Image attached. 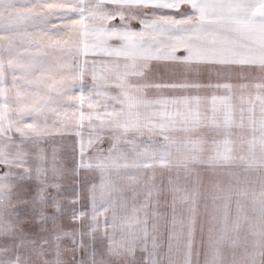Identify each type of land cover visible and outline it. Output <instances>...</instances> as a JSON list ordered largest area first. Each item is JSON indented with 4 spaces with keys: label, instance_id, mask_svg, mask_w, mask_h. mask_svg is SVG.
<instances>
[{
    "label": "snow or ice",
    "instance_id": "6c2138e0",
    "mask_svg": "<svg viewBox=\"0 0 264 264\" xmlns=\"http://www.w3.org/2000/svg\"><path fill=\"white\" fill-rule=\"evenodd\" d=\"M117 19L118 24L112 23ZM20 21L38 24V47L60 51L66 63L60 81L53 82L36 77L43 64L25 66L18 56L13 58L11 49L7 64L0 58V168L7 169L0 172V264H264V177L259 197L253 196L248 204L243 199L246 193H233L215 183L206 188L199 173L191 176L196 165L217 168L234 163L237 129L251 133L249 150L259 144L264 168V0H0V32L13 30ZM133 21L141 25L139 30L131 27ZM160 62L238 67L245 79L251 70L260 81L253 85L260 103L259 119L254 107L248 109L247 117L241 108L237 118L229 96H213L211 107L198 96L150 98V89L202 87L149 79L152 66ZM85 74L91 76L90 85L83 82ZM207 87L232 90L229 84ZM74 88L79 89V98ZM66 107L79 108V115L69 117L63 111ZM85 126L92 129L89 145L107 134L110 147L106 155L85 163L81 144L79 167L98 170L101 182L92 185L89 204L83 206L90 205L88 232H68L59 226L58 195L48 192L59 189L56 181L65 171L57 166L54 148L51 168L44 167L42 141L56 129L75 130L79 136ZM145 136L148 142L141 139ZM173 150L180 154L175 163ZM141 157L178 171L167 184L157 185L154 177L145 181L143 202L133 207L127 226L119 225L117 239L111 198L117 190L114 175L119 177L121 169L153 166L138 163ZM32 179L37 181L35 195L27 198L23 185L15 190L17 182ZM161 205L166 213L159 211ZM88 215L79 213V217ZM102 215L107 247L98 251L86 246L83 237L87 234L94 244ZM79 217L73 210L72 218ZM243 223L252 224L250 246L241 243ZM32 225H39V230L33 232ZM165 233L167 250L163 251ZM65 239L71 242L70 248L63 245ZM138 250L146 253L142 262L136 260ZM66 251L73 253L71 261L64 259ZM81 251L86 258L76 259L75 253Z\"/></svg>",
    "mask_w": 264,
    "mask_h": 264
},
{
    "label": "rangeland",
    "instance_id": "374dc122",
    "mask_svg": "<svg viewBox=\"0 0 264 264\" xmlns=\"http://www.w3.org/2000/svg\"><path fill=\"white\" fill-rule=\"evenodd\" d=\"M112 23H119V19L112 21ZM133 29L139 30L141 25L137 21H133L131 24ZM41 37V28L38 24H33L31 21H20L16 27L11 31L0 32V58H3L5 64L9 59L8 49L12 50L13 58L19 57L20 61L29 65L32 62L36 64H43L44 69L36 72V77L47 79L50 78L53 82H59L61 77L60 72L65 70V59L64 55L55 49L38 47ZM46 43V42H45ZM182 53H178L180 55ZM83 59V58H81ZM19 76L20 73L18 72ZM7 79L10 82L12 78L11 71L6 73ZM149 79H154L156 82L164 83H197L202 85L199 89H150L148 95L150 98L156 96H163L166 98L178 97V96H198L204 100L209 107H211L212 97L217 98L229 96V103L234 106L235 114L239 118L240 109L245 110V117L249 115L248 109L255 108V116L259 119L260 116V103L256 99L257 89L253 87L254 84L260 81L255 78V74L248 70L247 78H242L241 70L238 67H225L221 65L212 64H199L187 67L184 65H175L167 62H160L152 66V73ZM83 82L86 85L91 84V76L85 74ZM229 84L232 85L231 92L226 91L223 87L217 89L214 87H207L208 84ZM241 84H247L248 87L242 89ZM44 89H41L43 93ZM73 93L77 98L81 95L78 88H74ZM15 94L13 90L12 95ZM54 94V93H53ZM86 95V93H85ZM39 97H33L29 100L32 102L34 99ZM243 98V99H241ZM63 111L68 113L71 117L73 113L79 115V108H64ZM83 111L87 115L89 111L87 104L83 106ZM102 111V109H101ZM31 122L30 120L28 121ZM49 126L52 121H48ZM87 125V120H85ZM237 136L233 137L236 140L234 163L229 166L210 168L207 165H196L191 172L192 178H195L199 173L200 178L206 188H210L211 184L215 183L220 188L225 190H231L233 193L240 192L246 193L247 196L243 199L246 203L251 204L253 196L259 197L262 187V177H264V168L260 167L261 161V150L257 143L253 150H249L248 141L251 140V133L246 129H237ZM81 135H77L75 130H61L56 129L52 131V134L42 141V145L45 148L46 160L44 167L50 169L52 162V150L56 149V163L58 167H61L65 171L63 178L58 179L56 183L60 185L59 189L49 188L48 192L52 195H58L60 205L62 208V214L59 220V226L64 231L72 232L74 230L88 232L87 225L90 222V205L88 208H84L85 204H89L88 196L89 190L92 185H99L101 182V174L94 168H82L79 167L81 162V144L84 145V162L88 163L92 161V158L106 155L107 150L110 147V139L107 134L99 141H94L91 145L88 143L89 134L92 129L87 126L80 129ZM259 134L257 133V136ZM143 141L148 142V137H142ZM156 140H162V137H156ZM241 140L244 141L241 144ZM26 147L29 145L26 144ZM126 150L128 145H122ZM134 154L129 153V156ZM179 153L173 150L172 159L175 163L176 159L179 158ZM244 157V159H240ZM131 159L129 163H131ZM141 164L153 165V161L147 157H141L137 161ZM30 164L34 167V162L30 161ZM76 169L73 172V169ZM7 171V169L0 168V172ZM13 171H18L13 169ZM175 167L168 169L161 167L159 163L154 164L152 167H140V168H127L121 169L119 177H115L117 190L112 191L111 198L115 201V212L117 216V229L116 238L120 236V224L128 225L129 217L132 215L133 207L139 208L143 202L142 192L144 190V183L149 177H154V182L160 185L161 182L167 184L169 177L175 178L177 174ZM181 178L185 175L183 169L179 170ZM48 177L51 180L52 173L48 172ZM134 178V179H133ZM23 185L27 191V198L35 195L37 181L35 179L19 181L17 182L16 191H20V186ZM235 200V196H234ZM73 210H76V215L79 217L80 211H86L89 213L88 216L79 217L77 219L72 218ZM155 210V206H153ZM159 211L163 214L168 210L165 206L161 205ZM235 211V204L233 203V212ZM53 210L48 209V213L52 214ZM100 229L93 235L95 236V242L93 244L92 239L86 234L83 237L84 244L86 246L92 245L98 251H102L107 247V237L103 236L104 232V220L105 216H100ZM109 222L108 232H113L110 226L113 220L112 213L107 214ZM255 223V221H254ZM29 226H26V228ZM49 227L51 224L49 222ZM31 230L37 232L39 225H32ZM252 224L243 223L240 229L241 243L247 242L249 246L254 240L251 234ZM246 238V240H245ZM197 239H199V233H197ZM63 245L71 247V242L68 239L63 240ZM151 247V238H149V248ZM166 233H165V246L163 251H166ZM242 249L238 250L241 251ZM146 253L137 251L136 260L142 262ZM81 257L86 258V253L81 251L75 253V258L80 259ZM73 253L66 251L64 259L71 261ZM203 256H201V260Z\"/></svg>",
    "mask_w": 264,
    "mask_h": 264
}]
</instances>
